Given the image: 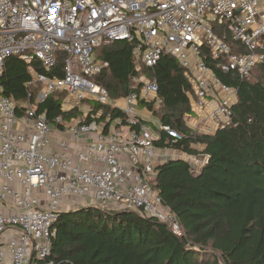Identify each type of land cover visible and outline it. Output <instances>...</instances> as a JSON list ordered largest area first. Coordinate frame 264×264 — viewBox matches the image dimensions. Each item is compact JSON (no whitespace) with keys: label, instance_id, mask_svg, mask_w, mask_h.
<instances>
[{"label":"built area","instance_id":"obj_1","mask_svg":"<svg viewBox=\"0 0 264 264\" xmlns=\"http://www.w3.org/2000/svg\"><path fill=\"white\" fill-rule=\"evenodd\" d=\"M121 41L132 46L137 75L129 93L112 100L96 82L108 68L96 51ZM58 53L65 57L61 77L29 69L28 85L39 91L34 104L21 105L19 117L0 84V204L10 208L0 212V264H59L47 260L53 225L74 201L134 211L180 236L150 187L155 164L166 159L138 114L140 101L160 103L156 83L140 75L141 68L155 67L163 56L174 59L190 86L188 126L192 114L200 123L190 128L198 133L229 126L236 89L215 69L243 80L264 62V0H0V77L10 56L50 72ZM60 92L62 105L91 100L118 109L122 127L105 132L96 121H50L38 106ZM160 130L179 139L169 127Z\"/></svg>","mask_w":264,"mask_h":264},{"label":"trees","instance_id":"obj_2","mask_svg":"<svg viewBox=\"0 0 264 264\" xmlns=\"http://www.w3.org/2000/svg\"><path fill=\"white\" fill-rule=\"evenodd\" d=\"M131 47L121 41L97 51V59L108 68L96 82L112 100L126 96L131 78L137 75ZM64 58L58 53L50 72L35 60L26 64L16 56L5 59L2 95L13 101L18 117L21 105L34 104L39 91V86L28 85L29 69L61 77ZM215 72L224 84L236 89V102L229 126L203 134L186 123L191 114L190 86L176 61L163 56L155 67L140 71L156 83L160 103L154 107L140 101L139 105L179 135L172 139L155 130L154 146L204 158L197 173L182 159L154 166L151 190L173 215L181 235H174L168 224L134 211L78 207L59 213L47 260L59 264H264V62L243 80L234 73ZM64 97L63 92L51 95L38 106V112L50 121L60 116L64 125L96 121L105 125V132L122 118L118 109L94 101H85L91 108L86 115L78 109L64 111Z\"/></svg>","mask_w":264,"mask_h":264},{"label":"crops","instance_id":"obj_3","mask_svg":"<svg viewBox=\"0 0 264 264\" xmlns=\"http://www.w3.org/2000/svg\"><path fill=\"white\" fill-rule=\"evenodd\" d=\"M98 51V50H97ZM97 51H96V53H97ZM96 55H98V53L96 54ZM96 59H97V57H96ZM98 61H101V60H99V59H97ZM85 101H91V100H85ZM85 101H83V102H81L78 106H76V107H74V106H72V102H69V106H67V105H62V110H64V111H68V110H71V109H78L82 114H84V115H86L87 113H89L90 112V110H91V108H90V106L87 104V102H85ZM85 104V105H84ZM84 106H89L88 107V109H86V108H84ZM86 109V110H85ZM138 114H139V116H141L142 117V119L144 120V121H146V123L148 124V126L151 128V129H154V130H159L160 129V126H161V124H160V122L152 115V113L150 112V111H148L145 107H143V106H141V105H139L138 106ZM199 118L198 117H195V115L194 114H192L191 115V119H190V127H192L193 129H196V126H198L199 125V123H200V121L198 120ZM199 121V122H198ZM74 122H78V120H76V121H73V122H71V123H69V124H72V123H74ZM102 124V123H101ZM104 125V124H103ZM105 127V126H104ZM120 127H122L121 125H119V122H118V120L117 121H114L112 124H111V126H109V128H108V130L109 129H113V128H120ZM156 135H157V133H156ZM158 136V135H157ZM171 150H161V154L162 155H164L165 157L166 156H168L169 155V153H167V152H170ZM180 159H182V158H180ZM166 160H169V159H166ZM182 160H184V159H182ZM185 161V160H184ZM159 163H162V162H158L157 164H159ZM9 210H10V208H7L6 206H4V205H2V204H0V212H3V213H7V212H9Z\"/></svg>","mask_w":264,"mask_h":264},{"label":"rangeland","instance_id":"obj_4","mask_svg":"<svg viewBox=\"0 0 264 264\" xmlns=\"http://www.w3.org/2000/svg\"><path fill=\"white\" fill-rule=\"evenodd\" d=\"M143 76V74H140ZM145 76V75H144ZM146 77V76H145ZM147 78V77H146ZM85 105V104H84ZM89 107V106H88ZM87 106H84V108L88 109ZM85 109V110H86ZM190 121V120H189ZM188 121V122H189ZM153 133L156 134V131L154 129H152ZM169 153L168 156L165 157V159H184L186 162H188L190 164V166L192 167V169L194 171H198L201 167V165L204 163V158L200 157V156H196V157H192V156H186L184 154H181L177 151H174V150H171L170 152H167ZM81 202L79 201H74L73 203V208L72 209H76L78 207H81ZM66 208H68V206H64L63 208H61V211L62 210H67ZM82 208H85V207H82ZM70 209V210H72ZM118 210V209H117Z\"/></svg>","mask_w":264,"mask_h":264}]
</instances>
